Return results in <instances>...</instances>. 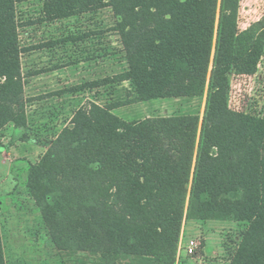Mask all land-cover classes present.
I'll list each match as a JSON object with an SVG mask.
<instances>
[{"label":"trees","instance_id":"1","mask_svg":"<svg viewBox=\"0 0 264 264\" xmlns=\"http://www.w3.org/2000/svg\"><path fill=\"white\" fill-rule=\"evenodd\" d=\"M23 1L0 0V129L27 126L15 8ZM105 6L120 18L128 67L116 78L132 83V100L202 96L208 82L201 120L129 122L92 102L39 162L14 159V178L60 247L175 264L188 199L186 217L247 224L229 264H264V116L229 105L230 75H254L264 56V19L239 29L236 0H42L47 19Z\"/></svg>","mask_w":264,"mask_h":264},{"label":"rangeland","instance_id":"2","mask_svg":"<svg viewBox=\"0 0 264 264\" xmlns=\"http://www.w3.org/2000/svg\"><path fill=\"white\" fill-rule=\"evenodd\" d=\"M236 5L239 29L264 19V0H236ZM15 8L27 126L17 129L10 122L0 129L4 264H158L151 254L118 252L106 259L70 243L57 245L29 188L11 173V163L21 157L39 162L58 133L72 126L75 111L92 102L111 107L129 122L174 114H195L200 121L208 82L202 96L132 100L136 96L132 83L116 78L128 66L115 29L120 18L109 6L54 19L44 16L42 0L23 1ZM229 95L231 108L264 116V56L254 75H230ZM187 206L188 199L177 233L175 264H229L247 224L228 218H189ZM189 241L192 252L187 249Z\"/></svg>","mask_w":264,"mask_h":264},{"label":"built area","instance_id":"3","mask_svg":"<svg viewBox=\"0 0 264 264\" xmlns=\"http://www.w3.org/2000/svg\"><path fill=\"white\" fill-rule=\"evenodd\" d=\"M193 241H189V244L187 245V249H188V251L189 252H192V250H193Z\"/></svg>","mask_w":264,"mask_h":264}]
</instances>
